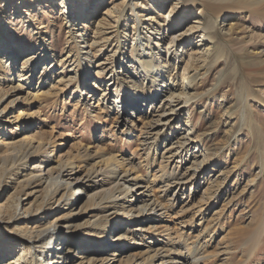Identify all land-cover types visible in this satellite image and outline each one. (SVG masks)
Wrapping results in <instances>:
<instances>
[{
	"label": "rangeland",
	"instance_id": "1",
	"mask_svg": "<svg viewBox=\"0 0 264 264\" xmlns=\"http://www.w3.org/2000/svg\"><path fill=\"white\" fill-rule=\"evenodd\" d=\"M22 1L28 2L22 4ZM29 1L0 0V59L4 60V54L9 53L13 63L11 68L0 71V74L15 81L20 75L25 88H31L38 83L41 71L31 77V67L18 73V70L22 71L20 65L31 58L35 61L43 59L53 75L47 77V74L44 76L47 78H42V90L36 98L24 101V96H17L18 103L0 115V160L8 156L9 153L4 150L11 143L20 146L43 141L50 143L49 150L52 151L48 168H54L56 163L74 162L83 149L93 154L106 149L119 159L125 158L133 165H139L138 168L135 166L137 171L149 172L152 179L159 165L151 166L153 170L147 168L152 164L150 160H145L144 148L140 145L144 134L143 123L147 120L144 113L128 111L130 122L134 124L125 128L116 124L114 112L103 111L98 98L104 89H108L107 99L124 95L120 87L109 82V77L111 73L122 74L121 71L129 65L126 56L133 35L136 37L141 29L144 36L147 15L154 14L157 5L154 6L152 0H139L136 12L131 14L130 10L121 8L124 0H100L101 5L96 6H92L94 0H82L83 9L93 8L88 15L81 11L79 14L83 17L72 22L70 15L65 17L60 7L64 0H54L55 8L45 0ZM181 1L188 8L184 22L178 23L176 17L169 24L179 26L181 31L190 26L197 27L193 22L199 14V1ZM15 2H18L19 11L12 14ZM162 2L164 13L170 11L175 3H180L178 0ZM141 3L146 5L145 8L140 6ZM137 13L141 17L139 21ZM5 18L8 22L4 21ZM221 20L223 23L218 31L220 55L214 50L206 55V48L210 45L198 42L195 37L203 30L197 29L193 39L195 46L185 44L182 49L175 48L181 53V61L175 63V59L168 58L166 68L172 77H179L189 59L187 55L191 53L193 56L188 77L191 82L189 94L194 98L186 105L185 118L179 125L184 127L187 120L191 123L187 128L192 132V146L200 150L196 154L197 159L201 161V155L208 160L204 172L187 184L181 192L180 203L168 202L173 197L171 193L162 194L155 189L153 194L167 209H164L162 218H166L165 225L172 231L174 243L184 254L196 244H202L205 247L200 254L206 259L200 264H264V22L248 14H228L218 23ZM98 22L104 25L98 26ZM75 30L77 33L73 32ZM94 39L99 44L92 52L93 60L105 67L106 73L97 77L94 68L92 74L84 79L82 49ZM15 57L18 58L16 62L13 61ZM5 60L4 66L8 59ZM75 61L80 64L77 66ZM234 67L236 75L232 72ZM75 73L77 79L67 84V79ZM171 74L166 72L163 78H171ZM78 82L80 85L76 90ZM147 83L148 80H145V85ZM95 84L100 91L94 89ZM90 91H95L93 99L89 98ZM246 97V109H241ZM242 116L247 117L246 122ZM247 122L250 125L246 126ZM172 130L176 133L180 129L175 127ZM20 177L9 173L7 179L1 181L0 204L11 195L22 179ZM210 194L214 196L210 198ZM83 196L81 193L78 197ZM80 204L65 211L55 205L48 212L54 218H62V222L84 224L87 216L78 210ZM70 211L74 217L66 219ZM0 220V232L7 239L21 240L17 242L20 244L12 246V255L1 259L0 264H5L8 259L22 258V254L23 259L18 264H35L29 242L20 238L23 224L11 223L2 215ZM32 225L33 221H30L28 227ZM72 236L79 251L72 254L66 264H71L79 254L90 258L94 247L105 252L101 257L114 253L110 248L101 249L104 242L94 237L91 240L98 243L95 246L88 237L77 233ZM67 241L65 239L59 246L63 252L75 245L74 241ZM140 248L142 246H129L113 264H125V254L140 252ZM5 249L6 246L2 249L0 245V253ZM176 262L184 264L181 260Z\"/></svg>",
	"mask_w": 264,
	"mask_h": 264
},
{
	"label": "bare ground",
	"instance_id": "2",
	"mask_svg": "<svg viewBox=\"0 0 264 264\" xmlns=\"http://www.w3.org/2000/svg\"><path fill=\"white\" fill-rule=\"evenodd\" d=\"M45 1L55 8L54 0ZM99 1L94 0L92 6L101 5ZM137 1L139 2V0H124L121 8L130 10V13L134 14L139 5ZM152 1L154 6H157L154 14L147 15L144 36L142 37L141 29H139L137 36L133 35V40L130 42L126 56L129 65L121 71L122 74L111 73L109 77V82L120 87L124 95L120 98L112 96L107 99L108 89H104L100 93L98 102H102L103 111L114 112L116 124L125 128L132 127L134 124L133 121L130 122L128 111L134 113L138 110L139 113H144L147 120L143 123L144 134L140 145L144 148L145 160L148 162L150 160L152 164L147 168L150 169L158 163L159 170L150 179L149 172L137 171L136 167L139 165H133L125 158L119 159L106 149L95 154L88 149H83L74 162H58L59 164L56 163L54 168H48L52 155V151L49 150L50 143L27 142L19 146L14 142L7 146L8 148L6 147L4 151L9 154L0 160V183L9 173L13 176H21L22 179L17 182L11 195L0 204V215L5 216L11 223L23 224L20 229L22 233L20 238L29 242V248L32 250L31 258L35 264H66L69 257L71 258L72 254L79 251L75 238L72 236L74 233L88 237L93 246L98 244L91 240L94 237L97 241L104 242L101 249L110 248L114 253L112 256L101 257L105 252L95 250L96 247H94L90 258L79 254L75 256L78 258L71 264H113L122 256V252L124 253L129 246L134 245L142 246L140 248L142 251L125 254L124 257L127 258L125 264H176L177 260L183 261L184 264H200L206 259V256L203 258L200 254L202 247H205L202 244H196L192 250L188 249L187 254L181 252L180 247L174 243L172 231L165 225L166 218L164 220L162 218L165 206L153 194L155 189L162 194L168 192L173 195L168 202L180 203L181 192L191 180L195 181L200 174H203L204 165L208 161L201 155L202 160L197 159L196 154H199L200 150L191 144L192 132L190 128H187L191 125L189 120L184 127L179 125L185 118L186 105L194 98L189 94L191 82L188 77L193 56L191 53L187 55L189 59L180 78L172 77L171 72L166 71L167 60L175 59V63L181 61V53L176 52L175 48L182 49L185 44L195 46L193 39L197 29L203 30V33L195 37L199 40L198 42L210 45V48H206L208 49L206 55L210 54L211 50L220 55L218 31L223 21L219 23L218 21L228 14H248L250 17L253 15L259 17L264 22V0H198L200 10L193 22L197 27L190 26L185 31H181L179 26L169 24V21L176 17L178 23L184 22V14L188 8H185L183 1L178 0L180 3H175L166 13H164L162 0ZM25 2L28 1H22V4H26ZM17 4L18 2L14 3L12 14L19 11ZM66 5H69L68 9L65 8ZM140 6L145 8L146 5L141 3ZM60 7L63 8L65 17L70 15L72 22L83 17L79 14L81 11L84 15H88L93 8L87 11L83 9L82 0H71L70 3L69 0H64L60 3ZM138 14L136 17L139 21L141 17ZM4 21L8 22V19L5 18ZM97 25L104 24L98 22ZM73 32L77 33L76 30ZM104 41L108 42L109 39ZM98 44V41L94 39L82 49V60L85 65L82 70L84 79L92 74L94 68H96L97 77L106 73L105 67L93 60L92 52ZM4 55V60L0 59V71L11 68L13 65L12 56L9 53ZM5 59L9 62L7 61L4 66ZM17 60V57L13 58V61ZM44 63L43 59L35 61L27 58L20 65L22 71L18 70L19 74L29 67L32 68L30 77L35 72L41 71L38 83L31 88H25L21 83L23 80L20 75L15 81L13 78L8 79L0 74V115L18 103L17 96L22 95L24 101H29L40 94L42 90L40 82L53 75ZM74 64L78 66L80 63L75 61ZM166 72L171 74V78H163ZM232 72L236 75L237 69L234 67ZM45 75L47 77H44ZM75 79H77L76 73L67 79V84ZM145 80H148L146 85ZM60 81L62 82V77ZM79 85L78 82L76 90L79 89ZM94 86V89L100 91L96 84ZM101 87L103 88L104 85ZM89 94L91 95L89 98H92L95 91H90ZM247 99L248 97L241 109H246ZM139 105L141 106L138 108ZM241 111L243 114V110ZM246 118L243 117L244 122ZM245 124L250 125V122ZM175 127L180 129L177 130L179 132L173 133L172 129ZM151 169L153 170L152 167ZM81 193L84 196L79 198ZM213 196L210 194V198ZM78 204H80L78 210L87 216L83 221L84 224L62 222V218H54L48 212V209L55 205L59 206L58 209L65 211ZM73 215L74 213L71 212L65 218L73 219ZM121 219L126 223L121 222ZM30 221H33L31 228L28 227ZM9 236L15 238V236ZM65 239H68L69 243L74 241L75 245L63 252L59 246ZM10 240L12 239H7L0 232L1 248L6 246L5 251L0 253V260L12 255V246L21 242V240ZM21 256L22 258L19 256L8 259L5 264L20 263L23 254Z\"/></svg>",
	"mask_w": 264,
	"mask_h": 264
}]
</instances>
